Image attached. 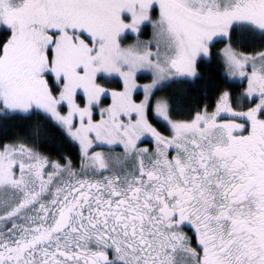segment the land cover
I'll return each instance as SVG.
<instances>
[{
	"label": "snow or ice",
	"instance_id": "obj_1",
	"mask_svg": "<svg viewBox=\"0 0 264 264\" xmlns=\"http://www.w3.org/2000/svg\"><path fill=\"white\" fill-rule=\"evenodd\" d=\"M0 264H264V0H0Z\"/></svg>",
	"mask_w": 264,
	"mask_h": 264
},
{
	"label": "trees",
	"instance_id": "obj_2",
	"mask_svg": "<svg viewBox=\"0 0 264 264\" xmlns=\"http://www.w3.org/2000/svg\"><path fill=\"white\" fill-rule=\"evenodd\" d=\"M201 71L208 77H210V79L208 81H198L197 84L198 85H204L205 83L207 84H212L216 81L218 75L222 74V69H220L217 65L213 64V65H206L204 67L201 68ZM192 94H196L195 93V89H192Z\"/></svg>",
	"mask_w": 264,
	"mask_h": 264
}]
</instances>
